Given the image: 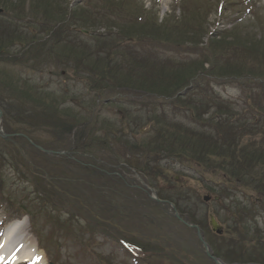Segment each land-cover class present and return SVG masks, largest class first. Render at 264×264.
Instances as JSON below:
<instances>
[{
    "label": "rangeland",
    "instance_id": "1",
    "mask_svg": "<svg viewBox=\"0 0 264 264\" xmlns=\"http://www.w3.org/2000/svg\"><path fill=\"white\" fill-rule=\"evenodd\" d=\"M17 1L20 2L21 0H0L3 4L11 2L16 8L20 9L19 2ZM39 1H42L45 6L34 5L35 2ZM84 1L86 0H64V3L62 1L58 3L56 0H36L35 2L25 0L22 4V9H25L23 16L25 20L30 22V34L24 26V30L21 29L22 33L19 34L16 24L9 20L10 16L0 14V48L4 50L5 54L0 58V101L3 100L2 98H7L8 96L5 89L6 82L9 86H14L15 84L9 81L11 77L17 80L20 90L25 89L27 85L31 93L36 91L46 97L48 94H56L55 90L60 87L58 86L59 79L50 75V73H53L51 69L50 73L45 72L41 68L43 62L41 66H38L32 64L30 59L27 61L23 60L21 61V65H18V61H15L14 53L22 47H25L24 51H26L29 38L39 39V37L45 36V33L42 32L43 27H37V24L42 23L44 27L50 28L55 23H61L65 20L64 17L68 13L69 7L84 4ZM137 1L140 5L137 8H142L144 11L143 16H148L149 18V30L142 28L145 23L141 25L137 23V20L128 21L126 17L129 14L128 10L121 7L117 10L111 4V8L108 5L104 8L108 13L112 14L110 20L115 21L117 19L118 22L107 23V25H103L100 22L98 23L100 25H96L97 32L106 33L107 29H113V32H116L121 29L125 36L148 37L153 38V41L156 42L174 43L179 38L178 31L174 29L180 28L181 23L186 20L191 22V12L183 10L185 8L183 4L186 2L184 0ZM96 2V0H93V3ZM207 3L206 13L208 14V18L206 19L205 27L208 31H215V34H219L222 31H234L245 43H249L253 39L256 42L264 38V0H207ZM66 4L69 5L68 8L64 7ZM138 14H141L140 10ZM119 23L120 27H117ZM23 25L25 24L23 23ZM206 38L203 39V43H205ZM12 42H15L13 48L10 46ZM109 50L111 49L104 51V58L108 59L107 55L111 54ZM244 54L249 55L250 52L243 53L241 51V58ZM160 56L158 53H152L153 58ZM25 57L18 58V60ZM45 57L46 54L43 53L41 59L46 61ZM240 60L237 63L234 62L237 67ZM161 63L162 61L155 62V64ZM38 73H42L40 79L35 78ZM24 80L27 83L25 86L22 84ZM48 81H50V84L46 86L45 84ZM38 82L40 83L38 84ZM214 90L224 98L238 100L239 104H242L244 101L243 93L234 88L215 86ZM126 96H129L128 100H125ZM55 97L61 102L58 96ZM69 99H67L63 108L71 109L68 111L71 113V116L88 126L89 132H85V138L82 142L76 137V133L82 131L83 126L77 132L74 130V134L68 138H64L66 140L65 143H57L54 140V136L50 133V127L53 126L51 122L44 121L43 126L38 128H33L31 125H28L27 128H22L17 125H11L10 118H4V116L2 118L1 127L3 131L5 129L11 130L12 134H16L14 139H17V141L22 142V136L25 135V132H28L33 139L38 140L43 145L56 148L58 151L67 154L46 158L45 161L39 157L35 149L18 143L21 149V153H18V158L17 152L15 153L11 148L2 149L3 146L0 144V154H4L6 159L5 166L0 171V238L3 235L5 227L9 224L14 222L19 224L22 222L23 225L17 228L14 238L16 241H23L22 238H26L28 243L32 244L38 252L42 253L46 264L51 262H57V264H141L139 263L141 261L139 259L141 254L138 251L139 247L128 243L132 241V237L136 239V243H146L147 247H155L150 241L155 242L158 240L159 247L168 253L164 255L163 259L172 262V264H212L203 258V249L195 241L191 232L177 233L176 229H179L180 226L176 223L173 224L170 216V219H168L165 213L154 206V204H136L138 199L130 198L122 193V187L111 186L110 182H108V185L113 189H108L109 191H107L106 196L103 194L102 196L104 197L97 203H94V200L89 195L88 198L77 199L76 188L80 189L85 183L90 184L93 181H97V177L101 174L106 176L107 172L104 171H109V166L111 165L119 169V176H127L131 182L139 180L138 175L128 172L130 169H128V166L124 162L126 157L132 160L136 152L130 151L128 147L123 146L121 143L125 139L121 138L125 134L129 135V138L142 137L143 134H136V131L135 133H131L126 127V119L132 114L131 117L133 118L138 115L139 117L136 119L137 126L145 125L147 117L151 116L154 104L148 106V109H143V111L137 113V111L146 106L145 98L126 95L124 90L116 88L113 91L105 90L101 93L99 102H94L86 90H84L82 101L79 98L77 101H70ZM116 100H120V102L117 104ZM8 102L6 100L5 103L0 102V104L3 105ZM63 108L61 107V109ZM177 117V121H180V116L177 115ZM181 119L184 121L183 117ZM45 125L47 126L46 132ZM155 126L156 120L152 119L145 127H149L154 131L153 127ZM184 126L191 133L194 131L186 121H184ZM198 132H205V130L201 129ZM198 132L197 134H199ZM144 134L145 138L152 137L149 139L151 151L160 152L161 160H163L161 165L169 170L168 177H180L181 189L177 190L178 193L183 194L181 195L182 203L185 204L191 198L192 200H196L201 211L196 219L205 225L206 213L210 214L212 211H217V206L212 201L206 204H203L202 201L200 203L197 201V198L199 197L201 200L207 194L218 196L220 190L224 189L221 186V182H224L221 176V158L216 157L217 163L214 164V171L207 172L208 170L203 165L197 166L191 164V166H188L176 161L174 157H177V151L161 143L155 131L153 134L145 131ZM105 137L108 138V146L110 147V144H112L115 154L120 155L118 162H109L111 154L108 151L110 148L107 145H101L99 142V140ZM203 137H195V144L200 148H207L209 142L204 140ZM119 139H121V142ZM140 143L142 142L140 141ZM149 143L142 146L144 151L141 153V162H146L147 158H150V153L146 149ZM81 144L85 145V153L82 151L83 148L73 150L74 146H80ZM66 145H69L70 148L66 147L67 149H64ZM192 147L191 154L199 152L195 146ZM215 154L220 155V150ZM11 155L14 157V162H12ZM19 159L22 162H19ZM71 159L76 160L78 164L81 162L82 164H90L89 166L94 170V178L86 180V176L83 174L88 173L82 174L79 172V169L72 167L74 164L73 161L72 164L70 163ZM211 160H213V157H211ZM100 166H104V169L106 167L108 170H104ZM150 171L152 174L155 173V170L150 169ZM75 172L76 174H81L83 179L80 178L78 181H75ZM89 175L91 176V173ZM144 177L146 180L148 179L146 176ZM140 180L142 179L140 178ZM56 182L59 183V186ZM149 182L153 187L157 188V182L153 180H149ZM151 185L150 187L152 188ZM70 186L72 189H70ZM61 187L63 189L60 190ZM65 189L68 190V193ZM50 190L56 191L57 194L54 195ZM110 191L114 192V194ZM158 193L160 197L171 201L168 199L169 193L161 190ZM174 194L177 193L174 192ZM245 195L251 196L253 200L258 197L257 192L253 189H249ZM187 197L188 200H186ZM242 197L243 195L241 194L238 199ZM87 199H90L88 200L89 206L86 205L85 208L87 211L80 214L79 212L82 211L79 210L76 201H86ZM246 199L245 202L248 200ZM124 200L130 202L126 203ZM229 200L226 199L227 207ZM135 204L136 206H134ZM42 206L46 209L35 220L31 216H26L27 211H40L39 208H42ZM122 206L126 208L121 209ZM162 209L168 215H171L172 209L169 206H163ZM88 211L97 217L96 222L98 223H90ZM131 211L138 214L132 217ZM258 213L257 207L254 215ZM45 215L48 218L46 224H44ZM257 220L259 226L264 229V215ZM20 228H23L24 234L19 231ZM203 235L211 249L210 251L217 252L220 255L228 254L225 252L226 249L222 244V242L228 244L227 238L218 236L211 230L203 232ZM176 239H179L180 242H177ZM191 240L194 243H191ZM259 252H264V250ZM45 255H48L49 259ZM158 256V254H154V258L149 261L152 262ZM246 257V255L243 256L248 261ZM255 257L260 260L258 256ZM236 258L242 259V255L237 254Z\"/></svg>",
    "mask_w": 264,
    "mask_h": 264
},
{
    "label": "trees",
    "instance_id": "2",
    "mask_svg": "<svg viewBox=\"0 0 264 264\" xmlns=\"http://www.w3.org/2000/svg\"><path fill=\"white\" fill-rule=\"evenodd\" d=\"M56 1L64 3V0ZM96 1L93 3V0H86L84 4L72 7L66 4L64 7L69 8L63 22L55 23L50 28L44 27L42 23L37 24V27H43L42 32L45 36L39 39L29 38L27 50L24 51L25 47H22L14 53L18 65L28 59L38 66L43 62L41 68L49 73L51 69L53 73L50 75L59 79L60 87L55 90L56 94H48L46 97L36 91L31 93L25 80L22 84L26 85V88L20 90L17 80L11 77L9 81L15 84L9 86L6 82L8 96L0 101L3 103L9 101L7 104H0L4 118H10L11 125L22 128H27L28 125L38 128L43 126L44 121L51 122L53 126H49L50 133L54 136L55 142L65 143L64 138L74 134V130L77 132L83 125L71 116L68 112L71 109H64L58 104L59 100L55 96H58L62 103L68 98L71 101H77L78 98L82 101L86 90L92 100L96 101L105 90L113 91L115 88L125 90L126 95L145 98L146 106L142 110L154 104L146 124L152 119L156 120V126L153 127L156 136L158 135L160 142L166 144L168 148L181 151L177 157H186L192 146H195L199 152L192 153V157L197 163L213 167L217 163L216 157L221 158L222 172L226 178L223 183L226 189L220 196L221 202L224 195L232 197L233 193L238 191L246 196L247 191L253 189L258 196L255 206H259L258 211H264V38L245 43L234 31L210 34L205 27L208 18L207 0H184L186 2L183 4L185 5L183 10L191 12V22L186 20L181 23L180 28L174 29L179 35L174 43L156 42L148 37L125 36L121 29L116 32L107 29L106 33H98L96 29V25H100L98 23L107 25L118 22L117 19L110 20L112 14L104 8L106 5L111 8L113 4L117 10L119 7L128 10L127 20H137L141 25L145 23L142 27L144 30H149L150 21L148 16H143L142 8H137L140 6L137 0ZM24 2L25 0H21L18 3L20 9L11 2L6 4L0 2V8L3 9V14L9 15V20L16 24L19 34L22 33L21 29L24 30L23 26L30 34V22L23 16ZM34 5L45 6L42 1L35 2ZM139 10L141 14H138ZM117 25L120 27V23ZM145 34L148 35L146 32ZM207 35L209 37L203 43ZM14 43H11V48ZM107 49H111L109 50L111 54L107 55L108 59L103 57ZM241 51L250 54H244L241 58L243 55ZM43 53L46 54V61L41 59ZM152 53L161 56L153 58ZM2 55H5L4 50L0 48V58ZM21 57L25 58L18 60ZM238 60L240 62L237 67L234 62L237 63ZM156 61L162 63L155 64ZM41 74L38 73L35 78L40 79ZM49 84L50 81L45 85ZM215 85L229 86L241 91L244 96L243 103L220 97L213 90ZM128 97L126 96L125 100H128ZM177 115L180 116V121H177ZM182 117L194 129L192 133L185 128ZM46 127L45 125V132ZM201 129L205 132H198ZM5 132L12 134L9 129H5ZM24 134L29 140H33L34 144L44 149L58 150L43 145L33 139L28 132ZM194 136L196 138L204 136L203 139L209 142V146L198 147ZM76 137L80 142L83 141L84 127L82 131L76 133ZM13 140L35 149L24 137L21 138L22 142ZM104 141L99 140L100 143ZM0 144L3 146L2 149L11 148L17 152L11 144L1 139ZM66 147L70 148L66 145L64 149H67ZM84 147L85 145L81 144L74 146L73 149ZM219 150L220 155H216ZM24 152L26 153L25 149ZM35 152L46 161L47 157L44 154L36 149ZM16 155L18 157V152ZM10 157L14 162L13 155ZM19 162L22 161L19 159ZM5 163L4 154H0V171ZM41 202L42 200L39 203ZM250 207H253V204ZM39 209L40 211H34L35 213L27 211L26 214L35 220L46 208L42 206ZM179 212L184 215L186 222L199 226L202 232L210 230L207 225V213L204 225L196 219V212L191 214L187 209L181 208ZM211 214L226 226V232L222 237L227 238L228 244L224 242L222 244L225 252L230 254L225 256L213 251L215 256L225 262L244 263L246 260L243 256L246 255L247 260L255 264H264V252H259L264 250V234L260 228L248 221L252 216L251 209L247 210V206L241 207L236 204L233 208L229 206L226 213L218 209ZM47 220L45 217L44 224ZM173 221L180 226L176 229L177 233L183 231L194 233V230L183 226L177 220ZM156 253L159 255L155 257L159 259L157 264H172L162 259L164 257L162 251ZM234 253L241 254L242 259L230 258Z\"/></svg>",
    "mask_w": 264,
    "mask_h": 264
},
{
    "label": "bare ground",
    "instance_id": "3",
    "mask_svg": "<svg viewBox=\"0 0 264 264\" xmlns=\"http://www.w3.org/2000/svg\"><path fill=\"white\" fill-rule=\"evenodd\" d=\"M23 223L17 224L16 222L9 224L0 239V259L9 260L11 264H16L23 261H30L31 264H46L45 259L41 252H38L35 247L28 243L26 238L23 241H16L14 235L17 228L22 226ZM19 231L23 232V228ZM13 256L11 257V255Z\"/></svg>",
    "mask_w": 264,
    "mask_h": 264
},
{
    "label": "flooded vegetation",
    "instance_id": "4",
    "mask_svg": "<svg viewBox=\"0 0 264 264\" xmlns=\"http://www.w3.org/2000/svg\"><path fill=\"white\" fill-rule=\"evenodd\" d=\"M142 155V154H141ZM137 157L141 158L140 155H138ZM111 161H113V158H111ZM142 161V160H141ZM158 165H155L154 167L156 168ZM109 179H110V184L111 186H117V187H122L121 192L126 194L127 196H129L130 198H136L138 199L136 204H143L146 200L144 199V195L146 192L145 186L142 183V181L140 180V177L138 178L139 180H137L136 182H131V180L127 177V176H119V169L115 168L114 165L109 166ZM136 175V174H134ZM139 176V175H138ZM134 179V178H133ZM142 184V185H141ZM111 186H109L108 189H113ZM125 188V189H124ZM109 191V190H108ZM111 192V191H110ZM112 194H114V192H111ZM112 198V197H110ZM150 198V197H149ZM126 203L130 202L128 200H124ZM190 202H192V198L190 199ZM189 202V203H190ZM136 204L134 206H136ZM192 206V204H191ZM126 207L122 206L121 209H124ZM194 208V204L193 207ZM132 217L136 216L138 213L137 212H133L131 211ZM167 214V212H165ZM167 216L169 217L170 214ZM177 242H180L179 239H176Z\"/></svg>",
    "mask_w": 264,
    "mask_h": 264
},
{
    "label": "water",
    "instance_id": "5",
    "mask_svg": "<svg viewBox=\"0 0 264 264\" xmlns=\"http://www.w3.org/2000/svg\"><path fill=\"white\" fill-rule=\"evenodd\" d=\"M1 10H0V14H1ZM0 118H1V112H0ZM1 133V132H0ZM3 138L5 140H9L8 139V136L1 133ZM46 154H50L49 152H45ZM217 199V198H216ZM204 200H208V197L204 198ZM175 217L179 219V216L177 215V213H175ZM210 226L212 228V231L216 234H220L222 232V228L221 226L216 222V220L214 219L213 216L210 217ZM189 227L191 228H195L197 230V232H199V229L196 227V226H193V225H189ZM198 238H199V241L201 243V245L203 246L204 250H205V254L215 263V264H224L222 263L221 261H219L218 259H216L215 257H213L210 252H209V248L207 246V244L203 241L202 237L199 235L198 233Z\"/></svg>",
    "mask_w": 264,
    "mask_h": 264
}]
</instances>
